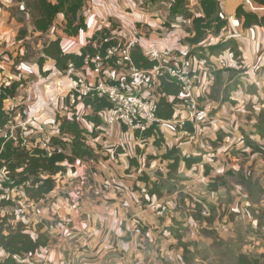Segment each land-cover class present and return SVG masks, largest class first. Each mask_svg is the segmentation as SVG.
Instances as JSON below:
<instances>
[{"label":"crops","instance_id":"1","mask_svg":"<svg viewBox=\"0 0 264 264\" xmlns=\"http://www.w3.org/2000/svg\"><path fill=\"white\" fill-rule=\"evenodd\" d=\"M142 3L146 5L147 1L85 0L82 14L86 27L76 35H68L63 31V13L56 15L47 30L39 31L35 29L24 1L0 0V84L18 83L15 95L4 100V109L13 111L15 126L22 127L26 143L29 135L33 138L32 143L26 144L29 148L36 145L46 147L52 137L59 136L57 114L71 117L72 112L64 110V106L73 91L72 73L85 78L88 85L96 82V75L88 66L80 70L69 67L66 71H59L55 59L44 53L50 41L59 38L63 52L77 53L97 31L107 29L113 36L117 34L114 37L118 41L139 45L144 53L147 49L169 50L173 54L171 63L175 62V57L186 56L191 47L197 46L205 52V59H200L194 70V74L203 80L202 88L194 94L200 99L197 101L200 115L189 119L190 108L179 105L173 118L160 125L165 139L160 147L149 139L146 143L151 149L147 147L144 154L138 156L136 147L146 143L139 142L134 130L123 129L115 123L105 134L86 120L82 125L88 130L94 129L87 139L95 148L93 161L77 159L71 164L64 163L65 172L58 175L55 188L44 200L35 203L21 198L16 201L15 219L11 223L25 222L35 236L39 231L36 224L44 221L40 231L48 234L47 245L25 258L26 264H117L119 259H124V264H185L181 248L176 245L177 238L171 232L182 226L199 229L200 221L193 215L196 211L192 205L190 207L192 194L201 199L203 206L210 207L207 214L201 209L202 225L208 230L216 228L223 232L230 228L234 223L229 220L231 207L234 212L244 211L245 202L239 201V197L226 196L227 199L223 200L224 189L217 186L208 189V184L215 178L223 180L230 168L237 170L240 157L233 154L239 152L235 149L238 144L243 146L241 151L251 149L245 145V136L237 137L239 130L246 132L244 104L251 101L255 118L264 109V29L256 25L244 28L241 19L235 16L239 5L259 15L264 14V11L259 12L264 5L253 0H219L227 20L226 29L218 35L209 33L199 45L190 46L185 41L189 34H183L177 24H172V30L164 37H161L163 33L150 35L155 31L146 36L143 32L152 30L158 23L148 18L147 10L139 8ZM174 16L191 24L190 17L181 13ZM163 26L169 25L164 23ZM175 32L179 34L177 37ZM181 36H184L183 40H180ZM227 40L237 43L243 58L239 63L233 60L229 48L211 51L208 48ZM40 57H44L41 66ZM220 67L231 68L230 74L220 76L222 85L215 86L214 74ZM119 70L112 68L109 75L114 76ZM242 74H247L243 81ZM26 75H32V79L24 86L22 80ZM145 93L150 94L148 90ZM75 110L93 115V110L82 102L74 107ZM180 120L191 122L193 129L180 127ZM252 133L246 136L251 140L259 139L255 127ZM96 143L101 149L95 147ZM232 144L235 148H231ZM170 147H177L183 155L198 157L201 161L190 168L180 162L175 171H170L169 161L161 159ZM147 155L154 157L147 165H141L139 171L132 167L130 173L126 172L131 157L145 161ZM207 167L206 175L204 170ZM157 171L161 174L163 194L141 206V189L143 191L145 185L137 178L145 172L156 179L154 173ZM132 183L138 189L135 190ZM182 185L188 190L193 189V193L181 192L179 186ZM21 194L19 191L17 195ZM230 200L232 203L228 204ZM12 210L8 207L7 212L13 215ZM130 215H135L143 224L141 236L131 232L126 222ZM201 242L206 244V238ZM4 255L0 247V259Z\"/></svg>","mask_w":264,"mask_h":264},{"label":"trees","instance_id":"2","mask_svg":"<svg viewBox=\"0 0 264 264\" xmlns=\"http://www.w3.org/2000/svg\"><path fill=\"white\" fill-rule=\"evenodd\" d=\"M24 1L27 8L33 17V24L35 29L39 31L47 30L53 23L58 13H63L65 16V22L63 25V31L68 35H76L80 30L85 29L86 24L84 16L82 14V8L85 0H15ZM175 1V3H174ZM254 2L264 5V0H253ZM200 12L193 14L185 3L184 0H173L171 12L181 13L183 16L191 18V27L187 29L188 37L185 41L190 46L199 45L203 42L209 33L218 35L223 29L227 27V20L224 17L223 12L219 6V0H198ZM235 16L241 19L242 26L249 28L254 25L264 29V14L259 15L256 12L246 10L243 5H239L235 10ZM107 29H101L97 31L90 39L89 42L80 49L79 52L65 53L60 47V39H54L44 48L46 56H50L55 59V66L59 71H66L69 67L73 70H80L85 66H90L91 63L86 60V56L89 57L99 54L105 58L104 63L109 64L116 69H120V65H116L115 60L117 56L112 55L106 58V51L113 45H124L123 42L117 43V39L112 35H109ZM110 37L108 41H103V38ZM231 46V48L229 47ZM209 50H222L229 48V52L234 54L233 58H240L241 53L237 43L233 40H227L221 42L215 46H208ZM202 50V49H200ZM197 49L191 47L187 56L194 57L200 61L205 59L204 54H197ZM232 54V55H233ZM130 63L136 68L151 69L157 62L151 60L139 45L134 44L129 51ZM44 57H40L38 62L42 65ZM240 61V60H239ZM223 71L231 70L229 67L222 68ZM72 77H76L75 74H71ZM128 79V76L126 80ZM114 82V81H113ZM121 82V81H120ZM119 83V81L115 82ZM155 85L150 82V86ZM221 77L216 75L215 86H220ZM18 83L11 82L10 85L2 87L0 93V131L6 132V137L1 136L0 142L2 148L0 150V167H3L7 171L9 182L5 185L8 187H15L21 195L16 196V200L25 198L26 201L39 202L44 200L46 196L55 188L57 176L63 174L66 170L64 163L71 164L75 160H85L95 158V148L88 143L87 139L94 133L93 130H88L82 124L86 120H90L94 126L99 128L100 132L105 134L108 132V128L104 126L99 116V113L111 106L107 97L99 95L96 90L91 92L81 93L75 89L73 93L79 96L76 101V105L82 102L85 106H89L93 110V115H85V113H79L76 110L72 111L70 118L60 117L56 115V121L59 122L58 130L59 136L52 137L46 147L39 145L33 147H27L25 140L19 135H10L9 130H5V127L12 121V111L4 109V100L13 97L16 92ZM151 89V88H150ZM155 115L157 122L148 126L145 130L139 129L134 131L135 136L139 142L145 144L149 139L153 143L160 147L163 143L164 134L160 129L162 122L173 118L175 110L179 105H184L183 91L181 89V82L170 77L167 73L158 78V84L155 92ZM208 96V94H207ZM68 100V99H67ZM200 101V99H196ZM75 105V106H76ZM201 108L199 102H197V115H200ZM260 123L257 128L260 139L263 141L262 145H258V148L264 151V109L258 114ZM119 124V123H117ZM123 129H128L124 124H120ZM93 126V128H94ZM202 125L200 124L199 127ZM194 125L191 122H184L182 128L186 130H192ZM5 130V131H4ZM221 139V137H219ZM96 148L101 149L100 145L96 143ZM61 148V151H58ZM138 156L144 154L143 146H137L136 151ZM154 158L151 155H147L145 161L136 159L134 156L130 158V166L126 170L127 173L131 172V168L135 167L139 171L141 165H147L150 159ZM162 160L169 161L168 168L170 171H175L180 162H183L187 168L199 163L201 158L183 155L177 147L167 148L165 153L161 155ZM208 167L205 168L204 173L208 174ZM232 173V171H227ZM138 181L143 182L145 189L142 192L141 199L144 204H149L154 197H160L162 193V179L161 174H158L156 179H152L147 173L143 172L138 176ZM222 180V178H219ZM217 180L216 183H209L208 189H212L215 186L223 187V184ZM219 181V182H218ZM134 189H138L135 185ZM141 201V202H142ZM12 207V214L7 211L3 212V207ZM17 203L10 200L0 201V247L5 253L4 257L0 259V264H26L23 260L34 254L40 247H44L48 243V234L41 232L40 229L44 221L38 222L37 234L34 236L31 234L30 227L23 221H17L14 225L11 223L14 220L16 214ZM196 216L195 213H193ZM181 248V246H180ZM182 255L184 248H181ZM255 264H259L258 260L254 261ZM236 264H252L245 256L240 255ZM264 264V261L263 263Z\"/></svg>","mask_w":264,"mask_h":264},{"label":"rangeland","instance_id":"3","mask_svg":"<svg viewBox=\"0 0 264 264\" xmlns=\"http://www.w3.org/2000/svg\"><path fill=\"white\" fill-rule=\"evenodd\" d=\"M28 1L31 2L32 0H28ZM146 1L148 5L147 4L144 5L142 3V5H140L139 8L143 10H147L148 18L155 19V21L158 23L157 27L155 26L154 28H151L152 30L143 32L146 36H148L151 33V31H155V33L150 35L157 36L160 33H163L161 37H164L168 33H170V30H172V24L179 25L181 32L183 34L184 32L188 34L187 29L190 28L191 24L184 23V21H181L179 20V18H176V16H174L175 14H173L170 10L172 7L173 0H146ZM184 1L185 3H187L188 8L190 9L191 12H193L194 14L200 12L198 0H184ZM262 11H264V9L259 12L262 13ZM164 23H166L169 26L168 27L163 26ZM175 33H176L175 37H177L179 34L177 32ZM109 35L112 36V34ZM114 36H117V34H114ZM175 37H172V39H174ZM183 39L184 36H181L180 40ZM229 47L231 48L230 45ZM192 48L197 49L196 51L197 54H202V55L205 54V52L200 50V48L197 46ZM170 55L173 56L172 53H170ZM233 56L234 54L232 55V57ZM233 60L239 63L240 61L243 60V58L236 57L233 58ZM223 74L229 75L230 72L229 70L224 72L222 70V67H220L216 69L214 75L222 76ZM70 77L72 82L77 78V77L74 78L72 76ZM235 77H237V75ZM246 77L247 74H242V76H240L242 81L245 80ZM31 79H32V75H26L24 80H22L23 85L25 86V83L30 82ZM201 81L202 83L200 87L202 88L203 80L201 79ZM70 93H72V91ZM23 94L24 92L20 93V95ZM203 94L206 93L204 92ZM69 95H68V100H69ZM75 105L76 103L69 110L72 109L73 111ZM251 106L252 104L250 100H248V102L244 104L246 113L243 115H245V119H246V125H247L245 127L246 132L239 130L237 133V137L241 136V134L242 136H245L246 139L245 145L251 146V149L247 150V152H245V150L241 151V149L243 148L242 145L238 144L239 147L235 148L234 144H232L231 148L234 147L235 149H239V152L235 151L237 153L233 154V155L236 154L235 156L239 154L238 155L240 157V160L238 162L239 167L237 168V170H233L232 168H230L229 170L231 171L233 170L234 173H228L227 175H225L223 180H220L219 178H215V181L212 182V183H216L217 180H220V183L223 184L222 187V189H224L222 191V193H224L223 200L227 199L226 196L229 197L235 196L240 198L239 201L241 200L244 201L245 202L244 211L243 213H238L236 211L234 212L231 210L232 208L231 207L230 208L231 214L229 216V220H233L234 222L233 225L231 224L230 228H226L225 231L223 232L221 230L218 232L216 228L208 230L204 228V225H202L203 217L201 214V209L202 211L204 210L203 214L205 213L207 214L208 209L210 210V207L208 206L207 208L205 204H204L205 206H203L200 203L201 199L196 195L192 194L193 200L190 202L191 203L190 207L192 205L193 211H196L195 213L196 216L194 218L195 220L200 221L199 229L197 230L193 228L189 229V227L182 226V228L180 229L178 228L177 230L171 232L172 236L177 238L176 245L178 247L181 246V248H184L182 257L185 264H236L240 255L245 256L249 261L252 262V264H255L254 263L255 260H258L259 264H262L264 261V151L258 148V145H262L259 143L263 142L260 139V137L257 140H251L248 136H246L249 133L253 134L252 130L254 129V127H255V131L258 132L259 129L257 128V126L261 121L258 116L257 118H255L256 115L254 114L253 112L254 110ZM21 115L22 117L24 116L23 113ZM13 116L14 115L12 114L11 116L12 121L7 124L5 130H9L10 133H12V135L14 136L19 135L24 139L26 136L24 132L23 133L21 132L22 127L15 126V122L13 121L14 120ZM254 120L256 121V124ZM26 140L27 143L26 141L25 143L28 145L29 143H32L34 141L30 135L26 138ZM147 143L146 145L143 146L144 152L147 147L148 149H151L150 146L147 145ZM216 145H218V143ZM231 154L230 156H232ZM258 159H261V162H259ZM159 173L160 171L155 172L154 176L158 177ZM132 186L135 187V184H133ZM179 188L182 190L181 192L187 194H191L194 191L193 189L191 190L186 189L184 185L179 186ZM179 197H181V195H179ZM227 203L230 204L232 203V201L230 200ZM239 204L242 203L239 202ZM140 205L145 206L143 201L140 203ZM234 207H236V204ZM135 217H136L135 215H130L127 218L126 222L129 223V227L132 229L131 232L133 234L141 236L143 234V229H142L143 224L139 223L138 219H136ZM216 220L217 219H215V221ZM203 238H206L207 241L206 244L201 242ZM124 263H125L124 259L123 261L119 259L117 262V264H124Z\"/></svg>","mask_w":264,"mask_h":264},{"label":"built area","instance_id":"4","mask_svg":"<svg viewBox=\"0 0 264 264\" xmlns=\"http://www.w3.org/2000/svg\"><path fill=\"white\" fill-rule=\"evenodd\" d=\"M109 38L105 37L103 41H108L110 40ZM131 47L132 45L128 44H116L107 49L106 58L112 55L117 56L115 63L121 66L117 73L114 72V76L109 75V72L115 67L105 64V58L96 54L91 57L89 55L86 56V60L91 63L88 67L96 75V82L93 85H88L83 77H77L73 80V90L77 89L81 93H83L81 89L84 92L96 90L99 95L107 97L111 106L99 113L104 126L110 127L112 124L119 123L134 131L137 129L143 131L157 122L158 119L154 112L156 108L155 95L152 92L156 89L158 78L165 73L181 82V89L183 96H185L182 104L190 108L189 119L195 118L197 115V101L194 94L201 89L200 85L202 83L200 77L194 74L198 63L195 56L175 57V62L171 63L169 50L156 51L147 49L145 51L146 55L151 60H155L157 64L151 69H140L130 63L129 51ZM127 76L128 79L126 80ZM117 81L119 83H115ZM150 82L155 85L150 86ZM2 87H4V84H0V93ZM146 90L150 94L147 95L145 93ZM77 99H79V96L72 91L69 95L68 103L64 106V110H69ZM184 122V120L179 121L180 127H182ZM1 136L6 137V132L0 131ZM1 148L2 144L0 142V150ZM58 151H61V148H58ZM88 160L93 161L92 158ZM7 175V171L0 167V201L10 200L16 202L19 190L5 185L6 182H9ZM7 209L8 206H4L3 212L7 211Z\"/></svg>","mask_w":264,"mask_h":264}]
</instances>
